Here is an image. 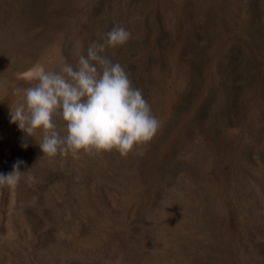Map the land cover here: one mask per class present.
<instances>
[{
    "label": "rangeland",
    "instance_id": "374dc122",
    "mask_svg": "<svg viewBox=\"0 0 264 264\" xmlns=\"http://www.w3.org/2000/svg\"><path fill=\"white\" fill-rule=\"evenodd\" d=\"M114 25L131 38L105 55L160 128L126 154H43L12 90ZM0 146V173L23 161L0 188V264H264V0H0Z\"/></svg>",
    "mask_w": 264,
    "mask_h": 264
},
{
    "label": "clouds",
    "instance_id": "9594fccd",
    "mask_svg": "<svg viewBox=\"0 0 264 264\" xmlns=\"http://www.w3.org/2000/svg\"><path fill=\"white\" fill-rule=\"evenodd\" d=\"M130 38V30L114 25L100 41H92L75 64L65 61L58 71L36 66L25 72L22 79L36 83L12 90L15 96L22 94V100L10 105V123L32 137L42 130L37 143L48 156L81 149H116L126 154L134 145L152 140L160 119L124 67L105 55L106 48L123 45ZM22 163L17 160L12 171L0 173V187L19 183ZM33 179L27 175L28 182Z\"/></svg>",
    "mask_w": 264,
    "mask_h": 264
},
{
    "label": "bare ground",
    "instance_id": "6f19581e",
    "mask_svg": "<svg viewBox=\"0 0 264 264\" xmlns=\"http://www.w3.org/2000/svg\"><path fill=\"white\" fill-rule=\"evenodd\" d=\"M158 114H159V113H158ZM4 130H5V129H4ZM1 139H2V140H1V141H2V144H1V145H2V148H3V150H2V156H3V155L6 156V155H7V151H8L7 149H8V143H9V142H8V139H7L5 136H4L3 138H1ZM0 147H1V146H0ZM2 148H1V149H2ZM9 148H10V147H9ZM9 152H10V151H9ZM3 158H4V157H3ZM5 158H7V156H6ZM2 160H3V159H2ZM4 160H5V159H4ZM7 161H8V159H7ZM5 165H6V164H5ZM0 188H1V187H0ZM3 195H4V193H3ZM1 198H2V197H1ZM1 198H0V201L2 200ZM8 201H9V200H8ZM9 202H10V201H9ZM10 205H11V204H10ZM0 208H1V207H0ZM4 213H5V212H4ZM11 213H12V212H11ZM4 216H5V215H4ZM2 217H3V216H2ZM0 219H1V218H0ZM2 220H3V219H2ZM2 227H3V226H2ZM2 227H1V228H2ZM6 230H7V229H6Z\"/></svg>",
    "mask_w": 264,
    "mask_h": 264
}]
</instances>
